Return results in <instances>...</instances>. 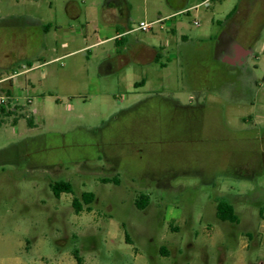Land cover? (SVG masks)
Returning <instances> with one entry per match:
<instances>
[{
  "label": "rangeland",
  "instance_id": "374dc122",
  "mask_svg": "<svg viewBox=\"0 0 264 264\" xmlns=\"http://www.w3.org/2000/svg\"><path fill=\"white\" fill-rule=\"evenodd\" d=\"M71 1L83 9L78 21L67 15ZM128 1L127 51L107 40L15 81L20 104L37 114L33 130L22 113L0 122V264H77L74 250L83 264H264V26L244 72L219 59L227 32L218 51L199 39L219 36L235 7L259 0H186L188 11L147 32L142 22L171 14L167 0ZM103 8L104 0H0V43L56 59L116 35ZM36 20L52 24L47 37L28 24ZM91 21L98 31L87 39ZM181 35L193 41L184 53ZM138 41L168 53L137 62ZM56 181L74 192L57 199ZM83 193L95 200L77 213ZM220 201L239 222L217 218Z\"/></svg>",
  "mask_w": 264,
  "mask_h": 264
},
{
  "label": "crops",
  "instance_id": "0c3cea01",
  "mask_svg": "<svg viewBox=\"0 0 264 264\" xmlns=\"http://www.w3.org/2000/svg\"><path fill=\"white\" fill-rule=\"evenodd\" d=\"M184 1H186V0H167V5L171 11L170 12L171 14H168L167 16L163 17L159 13L157 16V20L163 19L164 20L163 23L168 22V21H172L176 16L188 11L190 8H184L183 4H181ZM212 1H214V0H202L201 4H199V5L210 7V2H212ZM240 9H241V7L239 9L237 7H235L227 15L225 23L224 24L221 23L222 29H221V33L219 36H218V34L215 35L212 32H208L206 30V31L202 32V34L199 36V39L202 41L207 39L210 42V46H212L215 51H218V46L220 45V43L222 41V37H223L224 33H226V29L228 28V24L230 23V21H232L233 18H235L239 14ZM131 11H132L131 4L129 3L128 0H104L102 20L106 25H112L115 27L116 35L111 37V38H106L105 40L99 39L98 42H96L95 44H92L89 46L87 45L86 47L81 48L79 50L64 54L61 57H59V59L61 60L65 57H68V56H71L74 54H78L82 51H90V49H92L96 46H99L100 44H102L104 41H107V40H114L116 43H121L122 45L119 47H121L124 51H127V49L129 48L128 45H131V46L133 45V43L131 42V38H130V36L133 32V29H131V27H130ZM66 12H67L68 17L72 21H78L83 15V9L80 6H77V4H75L73 1L68 3V5L66 7ZM233 12H234V14L230 17V14ZM28 24H30V27H40L42 29V33L44 34L45 37H47V35L50 33V31L52 29L51 23H44L40 20H36V22H33V23H32V21H29ZM24 25L26 26L27 24L24 23ZM83 30L86 32L87 39H88L92 33H97L98 28L95 27V22L91 21V22H86V27L83 28ZM177 31L178 30L175 26L171 27L169 29V32L174 36V38H176L175 36L177 34ZM213 39H215V40H213ZM174 40L176 42V45H178L180 47V52L182 51L183 53L185 51H187V49H185V48L187 46H189L190 44H192V42H193L192 39L189 38L187 35H181V44H179L178 39H174ZM258 41H259V36H258L257 40L255 41L253 51L252 50L248 51L245 47H242V46H235L234 55H230L229 52L227 53L223 50V51H221L219 59L223 60L224 64L227 63L230 65L236 66V68H234V70L239 69L241 72L247 71L246 63H247L250 56H254V57L256 56L257 53H256L255 47H256ZM136 44H135V47L137 48L138 51L137 50L133 51L132 57H134V59L137 62L143 63V61H144L143 60L144 58H142L143 57L142 51H146V52L151 54V58H149V62H155V61L158 62L160 59L165 57V55H164L165 53H168L166 46H161V48L159 50H156L155 47H152V45L147 44V43L144 44V43H141L138 41V42H136ZM62 48L68 49L69 48L68 42H64L62 44ZM117 53H118V51H117ZM120 57H122V55ZM216 57L218 58V52L216 54ZM85 59H83V61L87 60V59L86 60ZM112 60L113 59H112L111 55H109L108 58L105 59V64L111 63ZM88 61H86V62H88ZM227 61H229V62H227ZM145 62H147V60ZM162 67H166V65L162 64ZM255 84L260 85L258 81H255Z\"/></svg>",
  "mask_w": 264,
  "mask_h": 264
},
{
  "label": "flooded vegetation",
  "instance_id": "af4514ba",
  "mask_svg": "<svg viewBox=\"0 0 264 264\" xmlns=\"http://www.w3.org/2000/svg\"><path fill=\"white\" fill-rule=\"evenodd\" d=\"M264 26V0H259L258 4L255 8L253 7H241L239 14L230 21L228 24V28L226 29V32L228 33V46L224 49L225 52H229L230 55H234L235 53V46H242L245 47L248 51L254 49L255 41L257 40L260 32V27ZM14 26L12 25L11 30L14 31ZM230 28V30H229ZM6 40V38H4ZM11 39V38H10ZM8 39V43H0V91L4 92L5 89L1 87L3 84L7 83L8 87L6 90L11 91L12 93L15 92L16 88H14L15 81L19 78L21 75H26L30 72L39 70L41 67L47 66L51 63H55L60 61L59 57L50 61H47L45 57H38V58H32L30 54H28V50L26 46L16 45V47L13 43H11V40ZM7 41V40H6ZM29 41V40H27ZM26 45V44H25ZM138 51V50H137ZM130 52L133 51L130 49ZM144 58H151V54L142 51ZM121 57H119L120 59ZM223 61V60H222ZM229 62V61H227ZM224 63V62H223ZM228 68L230 70L236 68L234 65L227 64ZM20 69H23L22 71H19ZM19 90V89H17ZM32 105V103L30 104ZM162 109V108H161ZM159 109L160 113L162 115L164 114L165 110L167 111V121L170 120L169 117V109L163 108L162 110ZM27 111V112H24ZM21 116L25 115V118H28L29 120L31 117H33L35 114H37V110L34 112L31 111L28 107L27 108H19L17 117L19 115ZM27 113V114H25ZM164 119V116H162ZM28 120V121H29ZM28 125V122H27ZM33 129H35L33 126H30ZM165 130H164V129ZM161 129L162 132H168L170 131L171 125L167 123V125H164ZM264 149V146H262ZM260 160L264 161V154H260ZM58 166L61 168L60 162H54L53 165L49 166V169L51 170L53 167ZM58 182L56 181L53 184H50V187L52 189V186H55ZM53 192V189H52ZM54 194V192H53ZM63 195V194H62ZM55 196V195H54ZM56 197V196H55ZM57 198V197H56ZM57 199H61L57 198Z\"/></svg>",
  "mask_w": 264,
  "mask_h": 264
},
{
  "label": "trees",
  "instance_id": "16d2710c",
  "mask_svg": "<svg viewBox=\"0 0 264 264\" xmlns=\"http://www.w3.org/2000/svg\"><path fill=\"white\" fill-rule=\"evenodd\" d=\"M234 14L231 13L230 17ZM119 46H121V43H116ZM9 115L4 111V109H0V122L3 121V119L8 118ZM29 126H33L32 119L28 121ZM54 195L57 198H60L62 194H72L74 192L72 185L69 182L66 181H60L55 186H52ZM146 197H141V201L137 203V206L140 209H144L147 205ZM95 197L92 193H83L81 198H74L73 200V206L75 208V211L77 213L82 212L83 208L86 207L88 211H91L90 205L94 202ZM217 218L222 222H230V223H237L239 222L238 217L235 214L234 207L228 203L227 201H220L217 205ZM163 253H166V250H164ZM73 257L76 260L77 264H83L82 258L79 256V252L77 250L73 251ZM166 256V255H164Z\"/></svg>",
  "mask_w": 264,
  "mask_h": 264
},
{
  "label": "built area",
  "instance_id": "2783aa9c",
  "mask_svg": "<svg viewBox=\"0 0 264 264\" xmlns=\"http://www.w3.org/2000/svg\"><path fill=\"white\" fill-rule=\"evenodd\" d=\"M164 20L159 19L155 21L154 23H144L142 22L138 30L147 32L152 29V27L156 24H163ZM196 25H198L197 22H195ZM264 82V81H263ZM21 96L20 90H15L14 93L11 91L5 90L4 92L0 91V109H4V111L9 115L8 118H14L16 114H18L19 108H27L26 105H21L19 101V97ZM32 101L30 99L27 100V105H30ZM16 118V117H15Z\"/></svg>",
  "mask_w": 264,
  "mask_h": 264
}]
</instances>
